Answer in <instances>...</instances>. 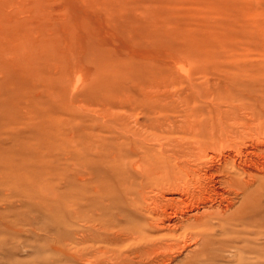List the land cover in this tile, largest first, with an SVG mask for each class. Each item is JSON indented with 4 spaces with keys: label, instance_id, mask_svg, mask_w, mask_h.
Instances as JSON below:
<instances>
[{
    "label": "rangeland",
    "instance_id": "rangeland-1",
    "mask_svg": "<svg viewBox=\"0 0 264 264\" xmlns=\"http://www.w3.org/2000/svg\"><path fill=\"white\" fill-rule=\"evenodd\" d=\"M218 94L264 97V0H0V264H103L74 201L173 163L185 119L248 121ZM146 185L148 208L179 195Z\"/></svg>",
    "mask_w": 264,
    "mask_h": 264
},
{
    "label": "bare ground",
    "instance_id": "bare-ground-1",
    "mask_svg": "<svg viewBox=\"0 0 264 264\" xmlns=\"http://www.w3.org/2000/svg\"><path fill=\"white\" fill-rule=\"evenodd\" d=\"M214 97L213 101L226 103L232 115L236 114L233 103L240 102L249 112L248 121L239 122L240 127L235 129L214 124L212 114L209 121L185 119L187 125L183 130L193 136L189 140L182 139L186 142L177 143L178 148L172 142L177 148L175 157H178L173 163L171 159L147 158L144 169L137 174L141 179L138 188L135 181L122 176L117 191L104 192V187L95 184L93 193L99 200L84 196L82 201H74L75 223L91 224L79 230L81 233L76 237L77 246L93 243L83 246L81 255L97 244V262L105 264H264V97L230 94ZM243 100L247 101V106L242 104ZM215 109L218 108L211 103V113ZM196 113L190 117H198ZM195 127L199 131L194 130ZM208 152L214 154L209 156ZM186 156L201 163L193 174L187 163L184 164L185 160H180ZM144 180L162 193L168 189L179 195L163 198V193L159 200L154 197L152 207L148 208L140 204L144 198ZM1 182L4 183L2 179ZM80 202L84 211L78 210Z\"/></svg>",
    "mask_w": 264,
    "mask_h": 264
}]
</instances>
